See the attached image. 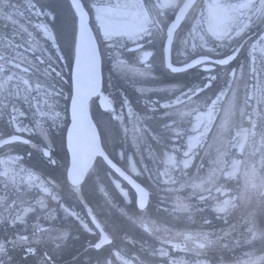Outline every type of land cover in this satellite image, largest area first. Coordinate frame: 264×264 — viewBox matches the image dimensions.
Wrapping results in <instances>:
<instances>
[{"label":"snow or ice","instance_id":"6c2138e0","mask_svg":"<svg viewBox=\"0 0 264 264\" xmlns=\"http://www.w3.org/2000/svg\"><path fill=\"white\" fill-rule=\"evenodd\" d=\"M38 2L26 0L20 5L0 0V21L4 22L0 28V264H58L72 238L64 223H56L59 212L75 222L78 232L96 237L85 252L104 254L89 256L87 264H153L146 257H159L160 264H187L172 258L176 251L195 253V264H264V227L256 211L244 218L242 230L228 224L232 213L250 205L254 197L258 206H264V0H71L78 25L68 97H64L63 75L57 66L63 59L58 35L49 24L32 22L33 17L52 16L54 20L55 16L45 11L46 5L38 7ZM90 14L95 15L109 50L112 71L122 78L136 80L148 74L144 70L151 67L147 59L152 53L143 51L141 42L151 44L156 39L166 51L176 48L185 57L179 61L182 67L167 64L172 73L197 65H204L209 73L214 67L228 66L230 71L212 95L206 90L221 80L218 75H209L202 86L177 90L178 95L173 92L163 103L149 99L141 115L123 93L118 99L115 90L106 95L102 89L104 54L88 26ZM198 49L205 54L197 53ZM219 49L225 50L222 56ZM245 49V60L238 68L231 67ZM136 53L142 54L136 57ZM192 53L197 54L195 59ZM213 53L217 58L208 55ZM137 91L143 95L142 89ZM93 96L100 99L101 116L107 115L109 125L117 122L115 128L105 129L88 118V101ZM61 99L70 101L67 146L72 158L62 180L44 171L57 163L50 136L64 125L69 111H61ZM160 109L166 122L156 130L147 121ZM120 125L124 141L131 131L132 146L141 158L147 152L154 163L159 159L163 171L159 165L155 174L147 166L138 169L133 157L125 153L120 155L126 157L127 169L114 162L105 144L110 136L116 138L113 133L118 135ZM21 145L41 154L36 164L30 163L33 152L25 155L17 150ZM145 173L161 194L155 210L150 188L134 179ZM102 175L124 197L119 206ZM117 177L136 190L131 200ZM241 179L243 191L234 194L231 185ZM90 181L92 191L85 195ZM96 193L102 194L103 202L93 207ZM209 206L228 225L220 235L164 227V217L184 216L194 223V214ZM105 208H118L121 218L155 237L159 246H145L143 237L139 251L128 247L134 248L135 240L117 245L116 235L127 236V232L115 222L109 229L101 221ZM161 232L163 237L156 235ZM240 245L251 249L245 253L247 260L233 261L225 255Z\"/></svg>","mask_w":264,"mask_h":264},{"label":"flooded vegetation","instance_id":"af4514ba","mask_svg":"<svg viewBox=\"0 0 264 264\" xmlns=\"http://www.w3.org/2000/svg\"><path fill=\"white\" fill-rule=\"evenodd\" d=\"M91 2V0H89ZM88 11V9H86ZM90 28L94 31V34L96 37H98L99 41V49L104 54L105 52V58L109 62L108 67L103 68L102 70V89L104 90L105 94L107 95L110 92L116 91L117 98L119 99V96L121 93H123L125 96L128 97L132 105L134 106V109L138 111L141 115L144 114L145 108L144 105L151 100H158L156 97V40L149 44L145 42H141L144 44L143 51L152 52V56L147 60V63L151 65L149 69H145L148 74L145 76L137 77L136 80H133L132 78H122L120 75H118L116 72L112 71V62L108 59V49L104 47L102 37H100L99 31H98V22L95 19L94 14H90ZM131 47V45H129ZM246 51V50H245ZM142 53H136V57H139ZM205 54V53H200ZM247 55V51L245 53ZM211 55V54H208ZM128 57V55H125ZM213 59L217 58L215 54H212ZM196 58V56L192 57ZM132 59V58H129ZM138 67L143 68L142 65H138ZM198 69V68H197ZM218 67H215V69L212 70L211 73H204V77L207 78L209 75H218L219 77H224L223 71H218ZM222 72V73H221ZM184 76L191 77L193 75L191 74H185ZM111 85V86H110ZM114 86V87H112ZM137 89L143 90V95H141ZM208 95L209 90H206ZM179 94V93H178ZM177 94V95H178ZM111 99V97H109ZM99 98L95 97L91 99L90 102V111L92 115V119L94 123H99L101 127H104L105 129L108 128H115L117 122H112L111 125H109L108 117L107 115L101 116V112L103 110H100V107L98 105ZM118 107V106H117ZM119 110V109H118ZM126 114V110H125ZM151 115V113H149ZM160 115H158V111L155 113V118L152 120L147 121V123L156 130H159V127L161 125L160 123ZM166 122V121H165ZM27 123V121H25ZM67 123L59 128L53 129L50 136V141L52 142V151L54 152L53 159L56 160V165L49 166L48 169H45L44 171H51L53 175H55L58 179H63V176L66 172V169L69 167V155L66 150L65 145V133L67 129ZM129 128H131V125H128ZM0 131H3V128L0 127ZM10 131V130H9ZM118 135L116 132L113 133V135L116 136L115 139L110 136L105 144L106 150L112 155V158L114 159V162L118 163V166H121L125 169H127V156L133 157V162L137 164L138 169H143L145 166L148 168H151L153 170V173L155 174L157 170V165H159V169L163 171L164 166L162 163H160L159 159L156 160L154 163L152 159L148 157V153H144L143 159L141 158V155L137 148H134L132 146V140L131 137L133 133L131 131L128 132V140L127 142L124 141L123 136V125H120L117 129ZM154 144V142H153ZM155 146V145H154ZM18 151L22 152L26 155L27 151L33 152V158L30 161L32 164H36L40 158V153L37 152L35 149H32L28 145H21L17 149ZM161 152L160 148H157L156 155L159 156ZM121 153H125L126 157L124 159L121 158ZM133 153H136L133 156ZM152 161V162H151ZM103 179L104 185L108 186V190L110 193H112L113 197L116 199V204L119 206V201L124 200V197L120 195L119 190H115L114 186L111 185L110 180L108 178L101 176ZM120 179L119 177H117ZM95 179V177H93ZM134 179L137 180L138 183H142L144 186L149 187L152 192V208L155 210L159 199L161 198V194L159 193V190L153 184L150 180L147 178V173L144 175L135 177ZM121 183L126 191L129 192V198L128 200H131L135 193L132 191V188L130 185L123 181L121 178ZM232 191L234 194H239L243 191L244 188V182L241 179L238 182H233L231 185ZM92 191V182L90 181L85 186V195H89ZM184 195H187V193H184ZM27 199V197H25ZM174 199V194L169 195L168 204L171 205L172 200ZM128 200H125V204H128ZM97 201L103 202L102 194L96 193L95 197L92 200V206L95 207ZM192 203H195V200L192 201ZM211 204V202H210ZM72 206L75 208L76 211L80 212L81 208L76 204L75 201L72 202ZM129 207H131V204H128ZM255 210L257 213V219L258 221L262 222L261 227H264V206H258L257 200L254 197L252 200V203L248 205L247 207L241 206L238 209H236L232 215L229 218L228 224H236L238 226V229L242 230L243 220L248 215L249 212ZM99 211V209H97ZM83 215V213H81ZM59 217L56 221L57 224L64 223L66 225V229L71 231L72 238L67 241L65 250L62 254L58 257V264H87L89 256H96V255H102L104 253H96L95 251H89L85 252V249L87 248V245L90 241H93L96 239L94 236H90L87 233L78 232L75 226V222L71 221L70 219H65L63 212H59ZM100 219L103 223H106L109 225V229L111 228V225L115 222L119 224L123 229L126 230L127 236L124 235V233H120L116 235V244L117 245H125L127 240H135V247L133 248L131 245H128L129 248H131L132 251H139L141 244L143 241H146V245H151L154 247L159 246V241L153 237L149 236L147 233H143L142 229H136L133 228L131 225L128 224L126 220L120 217V213L118 208H105L103 214L100 216ZM164 219L167 221V223L164 225V227L172 228L174 231L178 230H191L193 232L204 230L208 232H214L217 235H220L222 233V230H227L228 225L225 224V222L222 219H217L216 214L211 211V207L209 206L203 213H195L194 214V223H189L186 221L184 216H180L179 219H172L170 217H164ZM207 219L210 221V223L205 224L204 220ZM157 236L163 237V233H157ZM124 236V239L121 237ZM141 237H143V241L141 240ZM259 244H257V248H259ZM167 247V246H166ZM251 251V249L247 245H240L231 248V250L226 251L225 255L230 257L233 261H245L248 259V257L245 255L246 252ZM260 252H256V255H260ZM142 256L146 257V254L141 253ZM172 258L175 259H183L187 262V264H195V253L193 252H172L171 253ZM75 258V261H74ZM148 259H151L153 261V264H160V258H150L146 257Z\"/></svg>","mask_w":264,"mask_h":264},{"label":"trees","instance_id":"16d2710c","mask_svg":"<svg viewBox=\"0 0 264 264\" xmlns=\"http://www.w3.org/2000/svg\"><path fill=\"white\" fill-rule=\"evenodd\" d=\"M12 3L23 5L26 0H11ZM43 4L47 7L45 8V11L51 12L55 19L53 20L52 16L44 17L41 16L39 18L33 17L32 22L33 23H39L41 20H43L44 23L49 24L50 27H53L54 33L58 35V46L60 48V55L63 56V59L59 62L57 65L60 70L62 71L63 75V94L64 97H68L70 94V66L72 61V45L71 42L73 41V34L71 33V21H70V12L71 9L68 6V3L66 1L62 0H50L47 2L39 1L38 7ZM3 21H0V28L3 27ZM43 43V42H41ZM70 44V45H69ZM162 41L160 39H156V97L161 103L164 102L166 99H169L173 92L175 94H178L179 91L177 90H186L188 88H195L197 86H202L203 82L206 81V78L204 77V73L194 69L186 72L185 74H191L193 76H184L185 74L181 75H172L168 71H166L163 67L162 62ZM50 46V42H49ZM53 52H55V49H52ZM105 52L103 57V66L108 67V61L105 58ZM245 60L244 52L239 56V59L234 61V63L231 65V67L237 68L240 63H242ZM220 68H218L219 70ZM224 71V74L226 71H229L230 68H222L220 69ZM226 78V75L221 80L214 81V87L213 89L209 90V94L212 95L213 92L217 91L223 83V79ZM158 89L161 92H158ZM166 90V91H165ZM67 103L68 101L66 99H61V111L63 112L65 109H67ZM163 109L158 110V115H160V123H164L165 121L161 119L162 117ZM65 123L67 121V114L64 116Z\"/></svg>","mask_w":264,"mask_h":264},{"label":"water","instance_id":"95a60500","mask_svg":"<svg viewBox=\"0 0 264 264\" xmlns=\"http://www.w3.org/2000/svg\"><path fill=\"white\" fill-rule=\"evenodd\" d=\"M68 3H69V5H70V8H71V0H68ZM72 9V8H71ZM72 11H73V13H74V15H75V10L74 9H72ZM77 25H78V20L76 21V32H75V37H76V34H77ZM88 26L90 27V24H89V19H88ZM92 35L94 36V34H93V31H92ZM171 50L170 51H166L165 50V48H164V46H163V59H164V67L168 70V71H170V69L167 67V64L168 63H170L171 62ZM151 56H149L148 57V59L150 58ZM147 59V60H148ZM190 62V61H189ZM172 63V62H171ZM74 66H75V38H74V48H73V61H72V66H71V75H70V80H71V83H72V71H73V69H74ZM174 66H176V65H174ZM180 67H182L183 65H179ZM196 67H200L199 69L201 70V71H203V72H206V71H204V65H197V66H195V67H193V68H196ZM193 68H191V69H193ZM215 68V67H214ZM213 68V69H214ZM191 69H187L186 71L188 72V70H191ZM186 71H183V72H179V73H184V72H186ZM171 72V71H170ZM172 73V72H171ZM173 74H178V73H173ZM101 87H102V81H101ZM93 98H95V96H93L91 99H93ZM91 99L88 101V109H87V114H88V118L93 122V120H92V117H91V113H90V102H91ZM69 101V100H68ZM100 103H101V101H100V99L98 100V104H99V106H100ZM68 109H69V111H68V119H69V124H68V127H67V131H66V135H65V145H66V150H67V153H68V155H69V167H71V163H72V158H71V152L69 151V149H68V146H67V134H68V128L71 126V117H70V101L68 102ZM101 110H103L102 108H101ZM94 123V122H93ZM121 179V178H120ZM127 182V181H126ZM128 183V182H127ZM130 187H131V185H130ZM132 188V187H131ZM133 189V188H132ZM132 191H134L135 192V194H136V190L135 189H133Z\"/></svg>","mask_w":264,"mask_h":264},{"label":"rangeland","instance_id":"374dc122","mask_svg":"<svg viewBox=\"0 0 264 264\" xmlns=\"http://www.w3.org/2000/svg\"><path fill=\"white\" fill-rule=\"evenodd\" d=\"M41 22H43V20H41ZM43 23H44V22H43ZM177 46H178V42H177ZM218 52H219L220 54H223V53L225 52V50H223V49H219ZM197 53H204V52H203V50L198 49V50H197ZM194 54H196V53H192L191 56L194 55ZM213 54H214V53H213ZM211 55H212V54H211ZM215 55H216V54H215ZM174 56H176V57H175V60H177V62L182 61V60L185 59V57H181V56L178 55L176 48H175ZM237 68H238V67H237ZM229 71H230V70H229ZM225 75H226V73H225ZM151 162H152V161H151Z\"/></svg>","mask_w":264,"mask_h":264}]
</instances>
